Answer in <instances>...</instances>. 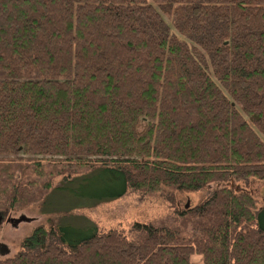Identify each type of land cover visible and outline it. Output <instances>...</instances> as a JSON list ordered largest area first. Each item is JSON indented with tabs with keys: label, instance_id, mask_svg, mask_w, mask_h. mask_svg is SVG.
Listing matches in <instances>:
<instances>
[{
	"label": "trees",
	"instance_id": "obj_1",
	"mask_svg": "<svg viewBox=\"0 0 264 264\" xmlns=\"http://www.w3.org/2000/svg\"><path fill=\"white\" fill-rule=\"evenodd\" d=\"M90 173L118 188L79 202L206 195L133 237L37 225L0 264H264L247 186L264 181V0H0V222Z\"/></svg>",
	"mask_w": 264,
	"mask_h": 264
},
{
	"label": "rangeland",
	"instance_id": "obj_2",
	"mask_svg": "<svg viewBox=\"0 0 264 264\" xmlns=\"http://www.w3.org/2000/svg\"><path fill=\"white\" fill-rule=\"evenodd\" d=\"M76 178L61 185H57L60 177L56 178V187L49 191L42 205L32 203L27 208L10 214L13 217L24 214L30 221L19 222L16 227L10 226L4 219L0 222V244L5 248V252L0 253V258L12 255L19 248L22 238L40 224H95L98 231L117 228L127 237H133L134 234L130 230L133 221L165 220L166 223L174 225L178 221V210L182 205L190 207L206 195L203 191L189 194L162 189L152 194L130 191L119 199L99 204L85 200L79 202L80 197H87L88 194L95 196V193H110L118 188V183L104 173H90ZM247 183L248 189L256 199L257 207H260L264 181L248 179ZM166 191L168 193H165ZM64 212V215L60 214Z\"/></svg>",
	"mask_w": 264,
	"mask_h": 264
},
{
	"label": "water",
	"instance_id": "obj_3",
	"mask_svg": "<svg viewBox=\"0 0 264 264\" xmlns=\"http://www.w3.org/2000/svg\"><path fill=\"white\" fill-rule=\"evenodd\" d=\"M31 219L27 216H25L24 214H19L18 216H6L4 218V221L6 223H9L10 226L12 227H16L17 224L19 222H28ZM0 221H1V217H0ZM5 252V248L3 247V245L0 244V253L3 254Z\"/></svg>",
	"mask_w": 264,
	"mask_h": 264
},
{
	"label": "flooded vegetation",
	"instance_id": "obj_4",
	"mask_svg": "<svg viewBox=\"0 0 264 264\" xmlns=\"http://www.w3.org/2000/svg\"><path fill=\"white\" fill-rule=\"evenodd\" d=\"M2 219V218H1Z\"/></svg>",
	"mask_w": 264,
	"mask_h": 264
}]
</instances>
